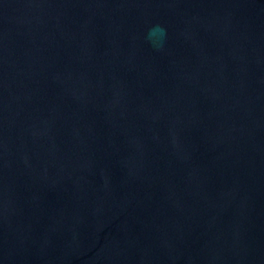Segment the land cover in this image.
Masks as SVG:
<instances>
[{"label": "water", "instance_id": "water-1", "mask_svg": "<svg viewBox=\"0 0 264 264\" xmlns=\"http://www.w3.org/2000/svg\"><path fill=\"white\" fill-rule=\"evenodd\" d=\"M0 264H264V0H0Z\"/></svg>", "mask_w": 264, "mask_h": 264}]
</instances>
